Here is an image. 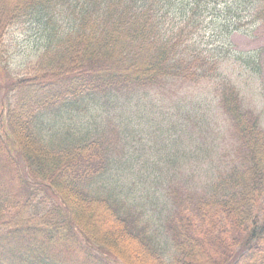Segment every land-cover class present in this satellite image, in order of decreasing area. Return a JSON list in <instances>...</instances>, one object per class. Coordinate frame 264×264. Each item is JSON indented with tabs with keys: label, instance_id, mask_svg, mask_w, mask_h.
<instances>
[{
	"label": "trees",
	"instance_id": "16d2710c",
	"mask_svg": "<svg viewBox=\"0 0 264 264\" xmlns=\"http://www.w3.org/2000/svg\"><path fill=\"white\" fill-rule=\"evenodd\" d=\"M243 19L264 21V0H0V56L13 24L40 37L17 70L0 65V264H264V129L217 73L231 56L255 59L230 48ZM178 79L222 80L241 151L201 193L170 188L166 258L100 183L112 163L131 160L106 139H122L119 127L103 138L74 125L46 134L39 115Z\"/></svg>",
	"mask_w": 264,
	"mask_h": 264
},
{
	"label": "rangeland",
	"instance_id": "374dc122",
	"mask_svg": "<svg viewBox=\"0 0 264 264\" xmlns=\"http://www.w3.org/2000/svg\"><path fill=\"white\" fill-rule=\"evenodd\" d=\"M240 23L238 30L230 33V48L242 53L241 57L252 54L255 59L244 63L239 56H231L220 63L217 73L230 86L227 93L257 115L264 129V21L253 24L243 19ZM33 27L19 22L8 28L4 37L6 51L0 56V65L8 67V71L17 70L35 53L40 37ZM0 76L3 79L2 70ZM222 80H170L162 87L150 85L137 93L134 89L115 91L120 94L118 100L111 99H116L117 94L91 95L41 111L39 122L47 128L46 134L74 125L102 137L112 122L119 127L122 139L118 140L112 131L106 139L116 143V151L122 148L121 159L126 147L131 160L112 163L100 183L105 191L126 202L129 211L135 213L136 223L167 258L171 247L166 224L174 210L168 189L201 193L209 177L234 164L241 151L234 125L216 89V84L224 86ZM191 146L188 159H182ZM44 195L43 191L38 194L39 205Z\"/></svg>",
	"mask_w": 264,
	"mask_h": 264
}]
</instances>
